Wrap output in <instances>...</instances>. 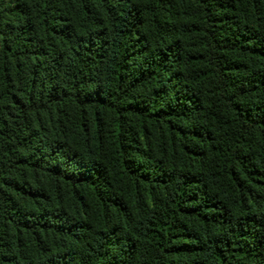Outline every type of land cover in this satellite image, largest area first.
Returning <instances> with one entry per match:
<instances>
[{
  "label": "trees",
  "instance_id": "16d2710c",
  "mask_svg": "<svg viewBox=\"0 0 264 264\" xmlns=\"http://www.w3.org/2000/svg\"><path fill=\"white\" fill-rule=\"evenodd\" d=\"M0 264H264V0H0Z\"/></svg>",
  "mask_w": 264,
  "mask_h": 264
}]
</instances>
